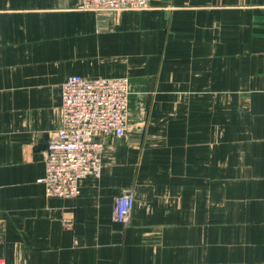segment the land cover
I'll list each match as a JSON object with an SVG mask.
<instances>
[{
  "label": "crops",
  "instance_id": "obj_1",
  "mask_svg": "<svg viewBox=\"0 0 264 264\" xmlns=\"http://www.w3.org/2000/svg\"><path fill=\"white\" fill-rule=\"evenodd\" d=\"M0 0L6 264H264V0ZM126 76L128 124L74 199L37 179L71 75ZM135 202L127 223L114 197Z\"/></svg>",
  "mask_w": 264,
  "mask_h": 264
},
{
  "label": "built area",
  "instance_id": "obj_2",
  "mask_svg": "<svg viewBox=\"0 0 264 264\" xmlns=\"http://www.w3.org/2000/svg\"><path fill=\"white\" fill-rule=\"evenodd\" d=\"M83 10H144L148 0H80ZM129 81L126 76H67L60 85V123L43 151L37 179L46 196L74 199L80 181L99 177L106 137H123L128 124ZM135 197L125 190L114 197L112 219L129 221ZM0 264H6L0 257Z\"/></svg>",
  "mask_w": 264,
  "mask_h": 264
},
{
  "label": "rangeland",
  "instance_id": "obj_3",
  "mask_svg": "<svg viewBox=\"0 0 264 264\" xmlns=\"http://www.w3.org/2000/svg\"><path fill=\"white\" fill-rule=\"evenodd\" d=\"M122 10H125V9H122ZM129 10V9H128ZM140 11V10H139Z\"/></svg>",
  "mask_w": 264,
  "mask_h": 264
}]
</instances>
